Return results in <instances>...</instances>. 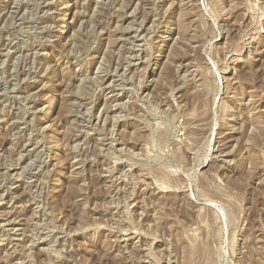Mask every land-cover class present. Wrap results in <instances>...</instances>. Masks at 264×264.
<instances>
[{
    "label": "rangeland",
    "instance_id": "374dc122",
    "mask_svg": "<svg viewBox=\"0 0 264 264\" xmlns=\"http://www.w3.org/2000/svg\"><path fill=\"white\" fill-rule=\"evenodd\" d=\"M0 264H264V0H0Z\"/></svg>",
    "mask_w": 264,
    "mask_h": 264
},
{
    "label": "bare ground",
    "instance_id": "6f19581e",
    "mask_svg": "<svg viewBox=\"0 0 264 264\" xmlns=\"http://www.w3.org/2000/svg\"><path fill=\"white\" fill-rule=\"evenodd\" d=\"M228 144V143H227Z\"/></svg>",
    "mask_w": 264,
    "mask_h": 264
}]
</instances>
